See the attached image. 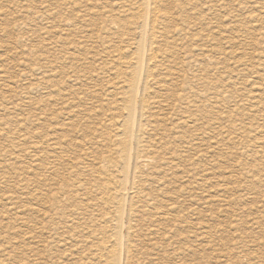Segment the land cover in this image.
<instances>
[{
  "label": "bare ground",
  "instance_id": "bare-ground-1",
  "mask_svg": "<svg viewBox=\"0 0 264 264\" xmlns=\"http://www.w3.org/2000/svg\"><path fill=\"white\" fill-rule=\"evenodd\" d=\"M41 1L42 6L35 17L42 22L39 54L36 50L34 53V47L28 50L29 59L34 57L37 63L33 68L35 64H28L27 59L21 62L23 66L27 63L32 67L21 80L36 76L35 83L22 88L26 109L18 115V120L25 126V132L14 136L16 133L9 132L7 124L6 128L0 129L9 145L16 141L23 146L12 152L8 150L9 146L0 150V185L9 183L4 175L7 168L20 171L25 177V185L15 188L16 192L20 189L22 196L25 195L23 213L27 217L22 225L25 247H28L25 264L50 262L52 246L66 245L70 233L73 241L77 240L74 241L75 248L72 246L76 249L74 254L78 259L76 255L73 257L77 263L82 262V257L86 264L94 263L88 261L92 259L91 254H95L92 249L99 248L100 262L96 264H131L136 250L133 238L138 235H134L133 224L136 204L146 202L147 198L152 203L176 202L180 194L184 196L193 189H188L192 177L186 171V163L190 152L198 145L196 141L201 140L200 136L206 132L216 136L219 130L216 126L224 129L230 141L236 133L234 0L202 1L200 8L204 15L200 16L203 23L207 21L206 33L195 37L199 44L191 51L183 46L189 36L185 25L189 17L192 18L185 13L192 0ZM224 41L230 49L226 53L221 47ZM189 67L200 72L197 78L208 95L205 90L202 93L191 91L193 96L184 94ZM219 67L226 69L227 79L218 75V86L216 83L212 87L210 83L203 84L209 77V69ZM3 73L5 71L0 69V112L14 114L16 107L9 101L19 96V89L14 87V82L6 85ZM221 87L225 89L224 109L218 105ZM3 103L12 106L7 108ZM191 109H195L194 112ZM4 116L0 115V126ZM188 125L193 126L195 135L186 129ZM232 169L229 165L221 171L232 173ZM65 171V177L61 179ZM177 171L179 176H176ZM69 177H72L71 181L67 180ZM148 177L152 182H148ZM230 184V177H226L225 187L221 189L224 194L234 193ZM183 196L178 202L184 200ZM18 199L16 195L9 196L2 202H6L8 210L13 212L18 208ZM68 201L72 202L69 208ZM106 208L112 209L111 212ZM162 210L163 215L168 214V209ZM71 226H74L72 230ZM64 227L66 231H62ZM214 232L218 233L217 230ZM13 233L17 235L16 231ZM37 238L44 240L39 244ZM6 249L2 251L6 252ZM55 263L59 264V259Z\"/></svg>",
  "mask_w": 264,
  "mask_h": 264
},
{
  "label": "rangeland",
  "instance_id": "rangeland-1",
  "mask_svg": "<svg viewBox=\"0 0 264 264\" xmlns=\"http://www.w3.org/2000/svg\"><path fill=\"white\" fill-rule=\"evenodd\" d=\"M202 1L204 0H201V3H199L200 0H192V5L188 6L187 8L185 7L187 11L185 15L191 16L192 18L190 19L189 17L188 21L190 22L191 20V22H188L185 25L186 30H188L187 36H189L188 39L184 41V44H186L183 47L186 49H190V51L199 44V41H197L198 39L195 37L206 33L205 31L207 28V21L204 23L201 21V16L204 15L200 8ZM41 2V0H0V69L2 71H5V73L2 74L3 79L5 80V84L10 85V83L14 82L16 83L14 87L16 89H19V96L13 97L9 101L16 107L15 113L7 115V113L10 111H6L4 113L0 112V115L5 114V116L3 117L4 122L2 121L3 125L1 124L0 129H2L4 126L9 125L7 126L8 130H11H9V132L13 131L12 133H16V135L14 136H17V134H19L21 131V133L25 132V126H23V123H19L18 120V115H20L21 112H24L26 109V100L24 97L25 95L23 94L25 93V90H23L22 88H27L30 83L32 84L36 82V76L32 77V79H27L26 81L21 80L22 75H24L27 70L32 68L31 66H27V63H25V65L23 66L21 62L22 60L24 62L27 59L28 64H35L33 68H35L36 66L37 60H35L34 57H32V59H29V57L31 56L28 55V50H32V48L34 47V53L36 50V53L39 54L38 45L40 47L39 36L41 34L42 22H39V20H35V17L39 12L40 7L42 6ZM247 2L249 3V5ZM233 7L235 31L234 59L237 58L234 60V120L237 121L236 123H234V131L236 133H234V136H232V140L230 141L228 140L230 139V137H228V135L224 133V129L221 126H216L217 128H219L217 134L218 136H213L212 134H210L211 132H206L204 133V135L202 134L200 136L201 144L200 141H196L198 145L190 152L188 161L186 163V171L189 173V175L191 174L190 176L192 177L189 179L188 189H193L190 191L188 190L184 194V196L183 194H180V198L178 197V199H183L181 196L185 197L182 202H178V199L176 198L177 196H175V198L177 199L176 202L152 203L149 202V199L147 198L146 200L148 202H139L136 204L134 217L135 219L133 220V224L135 226L134 235H138L134 236L133 238V241L135 240L134 250H136L134 252V262L132 261L131 264H264V234H262L264 233V0H234ZM217 9L220 10L219 8ZM220 11L223 12V10ZM194 14L196 16H194ZM198 25L199 27H197ZM16 26H20L21 29L17 30L18 27ZM1 30L3 31V33L1 32ZM236 36L239 39H237ZM221 47L225 53L230 50L229 48H227V45H225V41L222 42ZM239 51L242 53H240ZM34 53H32L31 55H34ZM24 54L27 56H25ZM193 69L195 68L189 67L186 71V75H189L188 85L186 86L184 84V94L188 95V93H190L191 96H193L192 92L201 91L202 93V90H205L203 89V85H200L201 81H199V78H197V76L200 75V72L196 69ZM208 73L209 74H207V76L209 75V77L207 79H204L203 84L209 85L210 83L209 86L211 87L212 84L215 83L216 86H218L216 81L218 75L221 76L223 80H226L228 77L226 69L222 67L214 70L209 69ZM257 89H259V91ZM221 90L222 91L219 93L218 105H220V109H224L225 97L223 98V96H225V89L222 88ZM253 91L256 93H254ZM37 94L39 95V93L36 92V95ZM205 95H208V92H206V90ZM10 103H3V105H5L7 108H10V106H12L10 105ZM194 110L195 109H191L192 112H194ZM251 112L252 114H250ZM4 118L9 121H5ZM12 127L15 128L12 129ZM186 129L193 135L196 134L193 131L192 125H188ZM2 133H0V150L7 149L8 146V150H10V152L17 149L18 147L23 148V146H21V142L17 143L15 141V145H9V143H7V141L5 142V140L3 139L4 136H2ZM250 133L252 134V137ZM20 135L21 134H19L18 136ZM244 146L246 147L244 148ZM71 154L72 152L70 151V155ZM197 157L199 159H197ZM213 162H215V164ZM229 165L233 166L232 173L230 170L221 171L222 167L224 169H227V166ZM17 166L19 167V165ZM7 169L8 170L4 171V175L9 179V183L0 185V227H3V230L0 229L2 231L0 232V264H25V249L28 248L25 247V237L23 231L24 227L22 226L26 216L23 213L26 204L24 200L25 195H23L24 197L22 196V192L20 189L19 192H16L15 190V188H19V186L25 185V177L20 171H16L10 168ZM195 173L198 177L195 175ZM203 173L207 176H205ZM65 174L66 171L61 175V179L65 177ZM179 175L180 172L177 171L176 176ZM219 176L220 178H217ZM226 177H230L231 184L228 186L233 188V194H224V191L221 190L225 187L224 184L226 182ZM69 178L70 179L67 180L71 181L72 177ZM193 180H196V182ZM254 181L255 183H253ZM148 182H152V179L149 178ZM213 182L215 183V186ZM186 184H188V182ZM217 184H219L218 187ZM209 186L210 188H212L211 190H209ZM219 188L221 192H216ZM69 189L71 190V187H69ZM204 190L205 193H202L204 192ZM19 193L20 195H18ZM68 194L70 195L71 192H68ZM207 194H211L213 195V197L211 195L208 196ZM15 195L19 198L17 206L18 208L11 212L8 210L9 207L6 205L7 203L2 201H4V197ZM220 196H223L224 198H221ZM228 196H232V198H229ZM196 198L197 200H195ZM68 203H70L67 204V206L69 205V208L70 206H72V202L68 201ZM142 203H145L146 205L144 204L143 206H141ZM149 206H152L153 208ZM162 209H168V214L175 212H178L179 214H170L171 216L168 214L163 215L164 213ZM111 210L112 209L110 208H106L107 212H111ZM143 212L146 213L144 214ZM141 214H143L142 216L145 218H143ZM151 214L153 216H151ZM171 217L173 219H171ZM146 219L149 221L147 222ZM65 227L68 229L67 226ZM65 227L62 231H66L64 230L66 229ZM73 227L70 230H72ZM136 227L139 228L137 229ZM215 230H217L218 233L214 232ZM220 230L221 232H219ZM15 231L17 232V235L13 233ZM209 234H211L212 236ZM148 235H151L152 237H149ZM145 236L148 237L146 238ZM141 238L142 241L145 238L146 239L142 242ZM73 239L74 238L70 233L67 235L68 242L66 241V245L64 244L59 247L52 246L51 250L53 259H51L50 262H44V264H56L55 260L58 259L59 264H86L85 262H83V260L85 261L83 257L82 262L77 263L76 258L78 259V257L76 254H74L76 253V249H73L75 248L74 241L76 239L74 241ZM43 240L44 238H37L36 242L40 244V242H42ZM151 244H153L154 246ZM72 246L74 247L72 248ZM5 247H7V249L5 250L6 252H3L2 249ZM136 247H138V250L141 248V251H138ZM98 249L99 248L92 249V252L95 254H91L92 259L88 262H94H91L92 264L100 262L99 254L101 252H99ZM151 249L153 251H151ZM70 252L73 254H71ZM193 253H195V255H193ZM96 254L98 258L96 257ZM74 255H76V258H74ZM196 257L198 258V260ZM95 258L97 260H95ZM199 258L201 259L200 261ZM74 259L75 261L72 262Z\"/></svg>",
  "mask_w": 264,
  "mask_h": 264
}]
</instances>
